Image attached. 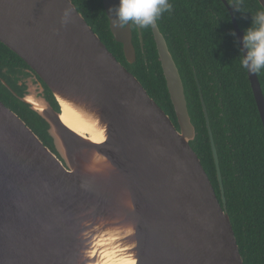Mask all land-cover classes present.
Returning <instances> with one entry per match:
<instances>
[{
    "label": "water",
    "instance_id": "obj_1",
    "mask_svg": "<svg viewBox=\"0 0 264 264\" xmlns=\"http://www.w3.org/2000/svg\"><path fill=\"white\" fill-rule=\"evenodd\" d=\"M221 1L241 50L234 7ZM101 2L132 65L130 24L112 25L119 0ZM150 28L177 127L71 0H0V43L33 74L13 82V97L44 122L53 146L0 102V264H244L195 71L221 202L191 147L179 69L157 22ZM247 77L264 128L260 83ZM64 109L79 128L61 119Z\"/></svg>",
    "mask_w": 264,
    "mask_h": 264
},
{
    "label": "trees",
    "instance_id": "obj_2",
    "mask_svg": "<svg viewBox=\"0 0 264 264\" xmlns=\"http://www.w3.org/2000/svg\"><path fill=\"white\" fill-rule=\"evenodd\" d=\"M226 1L239 7L240 10L234 8L233 12L243 34L251 24V15L263 10L257 0ZM71 2L117 61L130 67L124 59L121 45L110 34L101 0ZM169 2L173 5L171 12H165L157 24L166 38L184 84L196 128V139L191 147L221 202L195 71L217 149L226 212L240 254L244 264H264V128L247 70L241 66L242 53L236 34L232 35L235 30L230 13L221 0ZM142 32L146 42L145 53L139 55L138 67L133 69L132 74L177 127L151 28H144ZM0 45L15 56L3 44ZM256 74L264 96V69ZM0 92L14 100L1 83ZM20 113L25 115L22 120L27 126L34 128L43 143L53 150L44 122L22 104Z\"/></svg>",
    "mask_w": 264,
    "mask_h": 264
},
{
    "label": "clouds",
    "instance_id": "obj_3",
    "mask_svg": "<svg viewBox=\"0 0 264 264\" xmlns=\"http://www.w3.org/2000/svg\"><path fill=\"white\" fill-rule=\"evenodd\" d=\"M237 10L239 7L232 4ZM173 5L169 0H119L118 6L110 11L114 12L112 25L123 29L128 24H134L141 29L155 26L157 20L165 13L171 12ZM69 12L64 14L65 21ZM235 36V33H232ZM241 66L250 73H257L264 69V10L251 15V24L242 37Z\"/></svg>",
    "mask_w": 264,
    "mask_h": 264
},
{
    "label": "flooded vegetation",
    "instance_id": "obj_4",
    "mask_svg": "<svg viewBox=\"0 0 264 264\" xmlns=\"http://www.w3.org/2000/svg\"><path fill=\"white\" fill-rule=\"evenodd\" d=\"M130 27H131V30H132V43H133V46L135 48V53H136L135 62L132 65H130V67H127L126 64H123L121 62L120 63L123 66H125L132 73L133 69H135L136 66L138 67L136 62H137V60L139 58V55H144V53H145V48L144 47H145V43L146 42H145L144 33L142 32L141 28H139L140 30L138 31L137 30V26L134 25V24H130ZM144 64H146L145 61H144ZM21 74H24V75H21ZM19 75H21V76H19ZM29 76H33V74L30 72L29 67L19 57H16V55L13 56L10 52H7L6 50H4L1 47V45H0V83L8 90V92L12 96L14 94H18L19 90L16 87H14L13 82L15 80H17L18 77L24 78V81L28 80L29 78H26V77H29ZM23 85H24V82L21 84V87H20L21 90H22L21 94H23V90H24L23 89ZM6 86H8V87H6ZM45 95H46V98L49 99L50 96H49L48 93H46V91H45ZM15 101L18 102L17 99L14 98V100H11L9 97L3 95L0 92V102L5 107H7L9 110L14 112L18 117H20L22 119V116H25V115L20 113L21 104L19 102L16 103ZM23 121L26 124V121L25 120H23ZM28 127L42 141V139L36 133V131L33 130L34 128H32L30 126H28ZM48 148H49V146H48Z\"/></svg>",
    "mask_w": 264,
    "mask_h": 264
},
{
    "label": "bare ground",
    "instance_id": "obj_5",
    "mask_svg": "<svg viewBox=\"0 0 264 264\" xmlns=\"http://www.w3.org/2000/svg\"><path fill=\"white\" fill-rule=\"evenodd\" d=\"M61 119L63 121H65V123H67L68 125L73 127L74 129L79 128L77 125H79L80 123L77 121V119L74 116H72L68 112V110L64 109V112H63V115L61 116Z\"/></svg>",
    "mask_w": 264,
    "mask_h": 264
}]
</instances>
